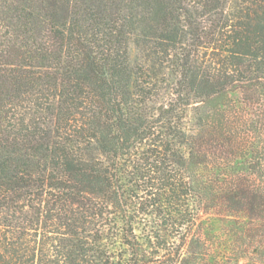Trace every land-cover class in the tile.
Wrapping results in <instances>:
<instances>
[{"label":"trees","instance_id":"1","mask_svg":"<svg viewBox=\"0 0 264 264\" xmlns=\"http://www.w3.org/2000/svg\"><path fill=\"white\" fill-rule=\"evenodd\" d=\"M237 85L264 171V0H0V264H213L183 109Z\"/></svg>","mask_w":264,"mask_h":264},{"label":"rangeland","instance_id":"2","mask_svg":"<svg viewBox=\"0 0 264 264\" xmlns=\"http://www.w3.org/2000/svg\"><path fill=\"white\" fill-rule=\"evenodd\" d=\"M129 56L134 65L133 46ZM248 87L233 86L183 109L189 168L202 201L200 220L211 229L213 264H264V214L246 191L250 186L258 194L264 186L262 131Z\"/></svg>","mask_w":264,"mask_h":264}]
</instances>
